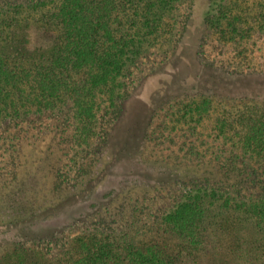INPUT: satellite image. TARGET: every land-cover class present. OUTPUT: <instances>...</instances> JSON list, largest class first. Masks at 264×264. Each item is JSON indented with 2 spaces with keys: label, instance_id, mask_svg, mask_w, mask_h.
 Masks as SVG:
<instances>
[{
  "label": "rangeland",
  "instance_id": "1",
  "mask_svg": "<svg viewBox=\"0 0 264 264\" xmlns=\"http://www.w3.org/2000/svg\"><path fill=\"white\" fill-rule=\"evenodd\" d=\"M31 1L0 0V8ZM201 3L191 18L187 3L178 7L171 50L148 53L131 67L129 98L118 114H103V132L84 153L75 148L65 111L0 127V264L16 248L53 259L87 229L150 223L189 188H215L237 199L261 195L264 165L212 145L208 136L219 113L247 117L264 110V35L237 48L220 44L204 22L207 0ZM26 32L29 48H50L44 31ZM201 97L212 101L197 128L206 142L180 126L172 132L170 115ZM224 218L236 230H218L213 223ZM204 226L202 249L167 239L183 264H264V235L252 219L216 204Z\"/></svg>",
  "mask_w": 264,
  "mask_h": 264
},
{
  "label": "trees",
  "instance_id": "2",
  "mask_svg": "<svg viewBox=\"0 0 264 264\" xmlns=\"http://www.w3.org/2000/svg\"><path fill=\"white\" fill-rule=\"evenodd\" d=\"M185 3L190 18L202 4L33 0L0 8V127L65 111L75 148L84 153L103 132V114H118L129 98L131 67L148 53L171 50L179 34L176 12ZM204 9V22L222 45L237 48L264 35V0H207ZM30 28L45 32L49 49L27 46ZM211 111L209 98L190 99L170 115V129L178 131L180 126L206 142L197 128ZM208 137L212 145L228 148L255 166L264 165V110L247 117L219 113ZM216 204L252 219L264 235V191L237 199L215 188L195 187L150 223L135 229H87L53 259L43 251L16 248L4 264H183L167 239H181L190 250L202 249L204 224ZM213 224L218 230L230 228L225 218Z\"/></svg>",
  "mask_w": 264,
  "mask_h": 264
}]
</instances>
